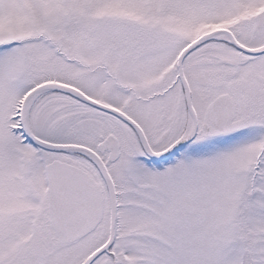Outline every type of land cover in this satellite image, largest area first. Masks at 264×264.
I'll list each match as a JSON object with an SVG mask.
<instances>
[{
	"label": "snow or ice",
	"instance_id": "6c2138e0",
	"mask_svg": "<svg viewBox=\"0 0 264 264\" xmlns=\"http://www.w3.org/2000/svg\"><path fill=\"white\" fill-rule=\"evenodd\" d=\"M0 264H264V0H0Z\"/></svg>",
	"mask_w": 264,
	"mask_h": 264
}]
</instances>
